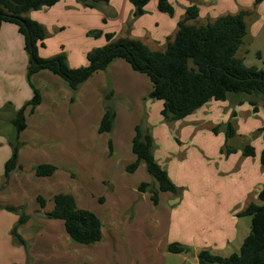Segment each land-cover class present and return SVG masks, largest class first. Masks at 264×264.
Wrapping results in <instances>:
<instances>
[{"label": "rangeland", "instance_id": "obj_1", "mask_svg": "<svg viewBox=\"0 0 264 264\" xmlns=\"http://www.w3.org/2000/svg\"><path fill=\"white\" fill-rule=\"evenodd\" d=\"M170 1L175 9L173 16L158 10V0H151L142 15H134L135 7L130 0H97L94 7L87 6L83 0H69V3L74 6L70 9L66 4L67 0H60V3L49 13L46 9L36 10L37 13L44 14L47 24L42 23L46 27L47 36L46 47L39 48L40 56L51 58L64 52L70 67L86 66L87 54L107 43L106 33H115L117 38L129 36L140 39L153 50H164L167 38L173 37L175 27L178 28L175 23L182 20L183 14H186L182 6H185L187 0ZM204 1L200 0V4L195 3L200 9V18L191 23L206 24L214 21L223 15L220 14L222 10H229L230 14L238 13L241 9L251 11V14L246 16L249 34L247 33L237 56L244 58L247 65L264 69V0L258 4L261 6L258 14L255 13L256 0H214L211 5ZM237 4L242 7L235 11ZM99 33L102 34L96 36ZM5 45L6 50L0 58V106L6 114L11 112L13 104L30 100L33 88L28 79L30 58L26 48L24 49L21 43L11 42L10 37L6 38ZM31 82L40 89L43 99L35 113H32L31 107L26 113L28 118L26 134L34 135L41 141H34L36 147L33 144L23 146L20 142L19 150H22L24 159L19 161L23 166L21 171L23 174H29L28 169L34 170L37 166L35 164H53L58 169L56 176L51 179H59L65 187L73 181L84 180L81 172L86 168L91 169L89 179L93 177L92 173L96 177L107 176L100 171L102 164L104 165L107 161L106 155L110 152L109 141L128 138V143L123 145L124 151L134 155L131 138L135 131V123L147 126L152 134L155 132V135H158L155 137V151L158 155L163 151L167 156L170 154L176 156L178 194H185L187 198L184 203L171 205L170 201L164 197V204L160 208L164 216V226L167 228L169 220L172 223L168 229L170 244L180 243L187 247L188 250L185 251L187 258H184L182 254L168 251V239L162 236V232L158 231L155 223L157 209L152 200H148L147 204L142 201L138 193L130 191L133 193L132 199L124 205V209H120L122 207L119 206L121 198L118 195L120 183L108 181L109 183L106 182L104 186H101V196H107L106 204L109 206L101 205L100 200H95L96 204L102 209L111 206L115 210H123L119 223L121 229L128 232L127 246L122 252L128 264H199L195 248L205 243H211V246L215 247L218 242L216 238L219 236L216 234L218 228L224 229L232 241L222 250L224 253L220 254L228 256L239 252L243 238L251 230V217L238 218L236 214L240 211L234 205L248 186L247 176H251L252 180L249 186L255 184L260 189L264 186V169L259 156L264 146V102L262 99L264 96L258 95L259 97L255 98L260 110L258 114L253 112V106L246 101L237 126L233 124L235 132L238 129L240 134L244 133L243 135H237L233 140H230L232 137L227 136L229 123L227 120L232 116L233 111L227 115L228 117L226 116L227 123L217 132L202 133L207 140L204 147L207 152L210 149L212 152H215V149L221 150L223 157L226 158L227 150L234 146L236 151L231 152V165L235 159L244 154L245 145L251 144L259 153L257 156L259 165L256 168L249 164L251 166L249 169L226 173L227 167L223 164L222 169L225 174L220 175L215 160H209L198 146L189 148L188 144H184V147L180 148L174 137L177 136L176 133L170 138H168L169 132L163 135V129L166 128L169 131L172 129L171 124L163 120L161 114L163 102L150 98L153 87L150 78L146 74L134 71L123 59H117L109 69L93 74L77 90L70 88L64 78L48 69L41 70L40 73L32 76ZM111 92H113L112 97L107 99L106 94ZM231 95L239 97L244 94ZM6 100H11L12 103ZM214 103L217 105L222 102ZM230 103L229 101L226 105ZM107 106L115 109L117 113L114 131L100 134L98 128ZM49 117H55L56 121L45 129V123ZM59 122L61 123L58 124ZM159 134L162 135L160 141H158ZM176 147L179 148L177 155L174 152ZM35 155L37 158L33 159ZM259 166L261 169L258 168ZM2 170L1 166L0 172ZM244 172L247 173L246 180L243 177ZM145 173L148 175L146 168ZM45 179L48 178H41L33 171L26 181L13 184L10 186V192H7L9 194L7 196L14 200L10 202L25 205L26 211L33 217L36 215L33 214L36 213V209L40 208L41 211L45 209L41 207L38 200V194L44 195L46 192L39 183V181H49ZM46 200L53 204V198ZM125 200L128 201L129 198ZM137 202L142 206L140 207L142 212L133 220ZM256 202H259L258 197ZM49 203L46 209H49ZM189 204L193 207L192 214L188 210ZM117 215L120 216L119 213ZM142 216L144 221L141 219ZM186 227L189 229V235L185 234ZM25 249L27 253L30 250L26 247ZM112 254L113 258H116L114 248ZM40 259L43 258L28 257L27 264H35Z\"/></svg>", "mask_w": 264, "mask_h": 264}, {"label": "trees", "instance_id": "obj_2", "mask_svg": "<svg viewBox=\"0 0 264 264\" xmlns=\"http://www.w3.org/2000/svg\"><path fill=\"white\" fill-rule=\"evenodd\" d=\"M83 1L89 7H94L97 3V0ZM150 1L130 0L135 7L134 15L144 14L145 7ZM262 1L256 0L255 4L258 5ZM58 2L59 0H0V32L5 22L17 24L25 37V48L30 58L28 79L33 88V96L16 112L13 119L19 133L27 127V109L31 107L33 112L42 102V93L32 84L31 78L43 69L61 76L70 88L77 90L94 73L106 69L117 59H124L135 71L150 78L153 85L150 98L164 102L162 116L167 122L185 119L212 100L225 101L231 93L264 96V69L247 65L244 58L237 56L248 33L246 16L251 14L250 10L242 9L235 14H223L206 24H194L191 21L200 16V9L198 5L192 4L187 7L184 18L178 22L176 33L173 37L167 38L164 50H153L140 39L129 36L117 38L115 33H106L107 43L87 54L88 64L72 68L64 52L51 58H42L39 55V47L46 46L47 30L45 25L27 16L32 10L52 7ZM158 9L170 16H173L175 11L170 0H158ZM112 95L113 92L106 94V98L110 99ZM251 105L257 112L256 103L252 102ZM116 116V110L107 106L99 125V132H111L115 126ZM217 131L218 128H215L214 132ZM235 133L233 123L229 122L227 136L233 137ZM19 146L20 142L16 140L12 155L5 163L6 179L2 189L8 186L14 171L23 169L19 161ZM109 146L112 150V141ZM132 147L136 160L127 165V171L133 173L141 162H145L147 171L157 182L156 187L143 182L139 190L151 192L155 204L159 203L160 192L178 194V186L155 157V140L147 126L137 125ZM244 154L254 157L255 147L251 144L246 145ZM260 162L264 169V150L261 152ZM57 169L58 167L53 164H40L35 167V173L47 177L53 175ZM38 200L41 207L45 208L47 200L42 196H39ZM258 200L259 202H250L238 214L241 217H251V230L239 252L223 256L202 250L198 255L199 264H264V186L258 193ZM53 202V208L45 212V216L63 220L67 233L76 243L94 245L102 240L101 218L91 210L80 208L75 195L61 192L54 196ZM0 207L19 215L12 234L18 243L28 249V241L20 233L21 226L31 219L26 206L0 203ZM187 250L188 248L180 243L169 245V251L172 253Z\"/></svg>", "mask_w": 264, "mask_h": 264}, {"label": "crops", "instance_id": "obj_3", "mask_svg": "<svg viewBox=\"0 0 264 264\" xmlns=\"http://www.w3.org/2000/svg\"><path fill=\"white\" fill-rule=\"evenodd\" d=\"M199 1L200 0H187V2L185 1L184 4L185 6L182 7L185 8V12H186L187 9L186 5L190 6L195 3L200 4ZM204 2L208 5H211L214 2V0H210L209 1L210 3L208 2V0H205ZM59 3L60 0L54 6L44 7L42 9H46L47 10L46 12L49 13ZM66 4L68 5L69 9L72 7L74 8V6L71 3H69V0H67ZM255 6H257L255 13L257 12L258 14L260 12L259 10L261 6L258 5ZM241 7L242 6L240 4L235 5V9H236L235 11H238ZM229 12H230L229 10H222L220 14L229 13ZM27 16L33 20L46 24V20L44 19V14L39 12L37 13L36 10L30 11L29 13H27ZM184 16L185 13L183 14L181 19H183ZM198 18H200V16ZM198 18L196 20H198ZM176 24L178 25V23H175V26ZM54 26H56V24ZM176 29L178 30L177 26L175 27V33L177 31ZM248 34H249V26H248ZM7 37H10L11 42L14 43L16 42L19 44L21 43L25 49V37L20 32L19 26L15 23L5 22L1 28V34H0V58L4 55V52L6 50L5 41ZM39 55H40V49H39ZM41 57L43 58V56ZM115 61H113L107 67V69H109L110 66L114 64ZM28 67H29V63H28ZM40 71L35 74L40 73ZM231 94H235V93H231ZM231 94L228 95V98L225 101L212 100L208 102L206 105L199 108L193 114L189 115L185 119L168 122L171 124L172 129L169 131L168 129L165 128L163 129L162 132L163 135L166 134V132H169L170 135L168 136V138H170V136L173 137L176 133L177 136L174 137L176 140V144H179L180 148H183L184 144H188L189 148L198 146L209 160L212 161L215 160L214 162L216 164V168L220 175L225 174L224 173L225 171L222 169L223 164L225 167H227L226 173H228V171H238V170L239 172H241L243 169H249L251 168V166L256 168L259 165L257 163V159H258L257 156L259 154L257 153V151L254 157L245 156V154H243L242 156L238 155L239 157L235 159L233 165H231V154H232L231 152L234 153V151H236L234 146H231V149L227 150L226 158L223 157L221 150L217 151L215 149V152H212L210 149L209 152H207V150H205L204 148L207 144V140H205L204 134L202 133L209 132L208 134H210V132L214 131L215 128L220 129L221 127H223L227 123L225 122L226 121L225 119H227L226 116L229 115L232 111H233L232 116H230L228 118L229 120L227 121L232 122L237 126L238 120L241 117L242 112H244L242 109L247 103L246 101H249L250 104L252 102L256 103L255 98L259 97L256 94H246L247 96H245L244 94L243 96H239V97H237L238 95H231ZM262 99L264 102L263 97ZM229 101L231 103L226 105L227 102ZM6 102L12 103L11 100L10 101L6 100ZM27 102H23V103L21 102V104L16 103L15 105L13 104V106L11 105L12 106V109L10 108L11 112L6 114L5 112L2 111V106H0V170H1V166L3 169L2 172H0V203L2 204L11 203L10 200L14 201L9 196H7L9 195L7 192H10V186L16 184L19 181L20 182L26 181L28 179V176H31V174H33V171L35 172V168L34 170L32 168L28 169L27 171L29 172V174L26 173L23 174V172H21L23 169L14 171L11 175L8 186L5 189H2V186L6 179L5 163L7 162V159H9L12 155L13 142L18 140L19 142L23 143V146L24 144L25 145L33 144L34 147H36L34 141H41L38 140V137H35L34 135L26 134V131L28 129V123H27V127L20 133L17 132L15 125L13 123V119L16 115V112ZM214 102H222V103L219 104L217 103L216 105V103ZM37 107L32 113H35L37 111L38 109ZM256 107L258 108L257 104ZM163 108H164V102L161 108V114ZM106 109L104 110V113L106 112ZM259 111L260 110L258 108V111L255 112L253 106L254 113L258 114ZM163 120L167 122L164 119V117ZM53 121H56L55 117H49L47 122L45 123L46 124L45 129L46 128L48 129L52 125ZM27 122H28V118H27ZM149 122H150V116H149ZM60 123L61 122H59L58 124ZM135 125L137 127V123H135ZM136 127L134 134L131 138L132 146H133V138L136 134ZM112 131H114V129ZM243 134L242 133L240 134L237 129V132L232 138H230V140L231 139L233 140L237 135H243ZM156 135L154 132L153 133L154 140ZM159 137L160 138L158 139V141L162 139V135L159 134ZM198 139L200 141L197 142ZM127 143H128V138L112 141V150L109 149L110 152H108V154L106 155L107 161L104 162V165L102 164V170L100 171L101 174L103 175L107 174V176L96 177L95 174L92 173L93 177L89 179L91 169L86 168V170H83L81 172V175L82 177H84V180H80V181L77 180L75 182L73 181L72 183H68L67 187H65L63 183L60 182L59 179H51L56 176V172L53 175L47 177L39 176L41 178H48L45 180H49V181H39L42 189H45L46 191L44 194L45 196L38 194L39 196H42L45 199H51L54 198L56 194L61 192L72 193L73 195H75L78 206L80 208L91 210L101 218L103 224V238L100 242L94 245H84L86 247L76 243L73 239H71V237L67 233L65 223L63 220L50 219L45 216V212L49 211V209L51 210L54 206V202L52 204L51 201L50 203L49 201H47V205L49 203V209H46L47 205L45 209H43L42 211L41 210L38 211L40 208L36 209L37 210L36 213H33L36 215H33V217L31 215V219L29 220V222L21 226L20 228V233L28 241L29 244L30 250L27 253L25 247L22 244L18 243L12 234V230L19 220V215L15 212H11L3 207H0V264H27L28 257H32L33 259L35 256L44 259V260L43 259L38 260L37 262H35V264H128L127 260H125L123 258L124 256L122 255L123 250H125V246H127L126 235L128 232L127 230L123 231L119 223L120 221L119 218L121 217L123 210H118V209L115 210V208L111 206L102 209L101 206L97 205L95 202V200H100L101 205L104 206L108 205L106 204V202L108 203V199L106 198L107 196L103 197L101 196L100 193V190H102L101 186H104V184L108 181L120 183L118 186L119 187L118 195L121 198V203L119 206H122L120 209H124V205L132 199L133 193H130V191H133L134 193L135 192L138 193L142 201L147 204H148V200H152V193L149 191L139 190V186L141 185V183L145 182V183H151L156 187L157 182H155L154 178L151 175H149L148 171H147L148 175L145 173V168L147 170L145 162H141L139 168L135 172L130 173L127 171V165H129L130 163L136 160V155L134 152H133L134 155L133 154L129 155L128 151H124L123 145H126ZM178 149L179 148L177 147L175 148L174 151L176 152L175 155H177ZM263 150H264V146L261 149V152ZM132 151H133V147H132ZM154 153L157 161L163 166V168L167 170L173 182L178 186V182H177L178 171L176 169V163H175L176 156H173L172 154L167 156V154L165 155L163 151L159 152V155L157 154L158 152L156 151H154ZM36 158L37 157L35 155L33 159ZM23 159L24 156L22 155V150L20 149L19 160H23ZM37 163H42V162H37ZM35 165L38 166V164ZM258 168L261 169L260 166ZM94 171H96V169H94ZM26 175L28 176L25 178ZM245 175L247 176L246 172H244L243 175L244 179H245ZM247 177L248 180L246 179L245 180L248 186L245 189L244 194L241 195V197L236 202L237 204L234 205L238 209V211H242L250 202L257 201L258 193L260 191V188L256 187L255 184L249 186L252 183L251 182L252 180H251V176H247ZM164 197L168 201H170L171 205H175L180 202L184 203L187 197H185V194L179 195V194H173L171 192H160L159 203L155 204L157 209V215L155 216V223L158 226L157 227L158 231L162 232V236L165 237V239H168L167 245L169 247L171 240L169 239L170 230L168 229L172 225V223L169 220V224L167 225V228L164 226V216L162 209L160 208L162 204H164ZM126 198H129V200L126 201L125 200ZM137 203L135 206V215L133 220H135L136 217H138V215L142 212V210L140 209V207L142 208V206H140V203L138 204ZM195 204L197 203L195 202ZM188 210L190 214L193 213L192 204L188 205ZM117 213H119L120 216H118ZM238 214L236 215L238 216ZM238 218L242 219L241 216H238ZM141 219L142 221H144V216H142ZM182 226L183 227L185 226L184 223H182ZM185 234L188 235L190 234L188 228ZM216 234L219 235L218 238H216V240L218 241L215 244L216 246L215 247L211 246L212 245L211 243L210 244L205 243L204 245L200 244L199 248H195L197 255H199V253L202 250H209V249H211L210 251H213V253L215 254L224 253L222 250L227 248L230 245V243H232V241L230 240V236L228 235V233L224 231V229H220V228H218ZM113 248H114V255L116 256V258H113V254H112ZM178 254H182L184 258H187V252H182ZM198 262H199V258H198Z\"/></svg>", "mask_w": 264, "mask_h": 264}, {"label": "water", "instance_id": "obj_4", "mask_svg": "<svg viewBox=\"0 0 264 264\" xmlns=\"http://www.w3.org/2000/svg\"><path fill=\"white\" fill-rule=\"evenodd\" d=\"M35 63H37L35 60H34Z\"/></svg>", "mask_w": 264, "mask_h": 264}]
</instances>
